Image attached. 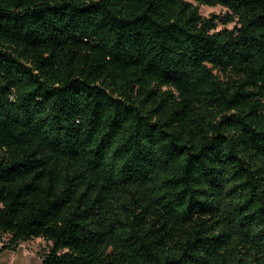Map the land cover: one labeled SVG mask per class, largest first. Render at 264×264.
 <instances>
[{"label":"trees","instance_id":"16d2710c","mask_svg":"<svg viewBox=\"0 0 264 264\" xmlns=\"http://www.w3.org/2000/svg\"><path fill=\"white\" fill-rule=\"evenodd\" d=\"M0 233L41 264H264V0H0Z\"/></svg>","mask_w":264,"mask_h":264},{"label":"rangeland","instance_id":"374dc122","mask_svg":"<svg viewBox=\"0 0 264 264\" xmlns=\"http://www.w3.org/2000/svg\"><path fill=\"white\" fill-rule=\"evenodd\" d=\"M194 5H197L193 2ZM199 13L202 17L208 18L212 14L224 15L226 10L222 7H207L199 6ZM235 22L226 25L218 24L217 29L228 28L232 29ZM49 250V244L42 239H33L22 243L15 251H7L0 256V263H7V261H15L16 264H39L41 256Z\"/></svg>","mask_w":264,"mask_h":264},{"label":"built area","instance_id":"2783aa9c","mask_svg":"<svg viewBox=\"0 0 264 264\" xmlns=\"http://www.w3.org/2000/svg\"><path fill=\"white\" fill-rule=\"evenodd\" d=\"M8 237L5 234L0 233V246L7 242Z\"/></svg>","mask_w":264,"mask_h":264},{"label":"crops","instance_id":"0c3cea01","mask_svg":"<svg viewBox=\"0 0 264 264\" xmlns=\"http://www.w3.org/2000/svg\"><path fill=\"white\" fill-rule=\"evenodd\" d=\"M5 252H7V251H5ZM5 252H3L2 254H4ZM2 254H1V255H2ZM1 255H0V256H1ZM0 264H16V263H15V261H11V260H10V261H7V263H0ZM39 264H41V260H40V263H39Z\"/></svg>","mask_w":264,"mask_h":264}]
</instances>
